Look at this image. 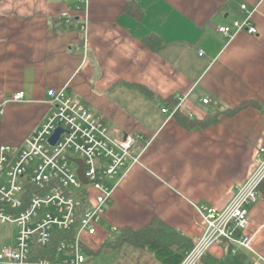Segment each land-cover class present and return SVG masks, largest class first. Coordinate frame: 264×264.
Here are the masks:
<instances>
[{
    "label": "crops",
    "instance_id": "1",
    "mask_svg": "<svg viewBox=\"0 0 264 264\" xmlns=\"http://www.w3.org/2000/svg\"><path fill=\"white\" fill-rule=\"evenodd\" d=\"M248 14L255 35L217 32ZM61 88L105 126L137 136L140 154L95 234L82 236L87 249L99 250L83 252L82 264L103 253L110 264H160L145 249L103 245L119 228L154 218L195 242L204 223L194 207L223 208L255 169L264 107L223 112L264 103V0H88L82 11L73 0H0V145L21 146L51 110L46 92ZM18 92L24 99L15 102ZM161 109L196 121L221 115L186 129ZM258 193L247 214L246 254L264 264V190ZM16 233L0 225V248L14 245ZM209 253L220 258L223 250Z\"/></svg>",
    "mask_w": 264,
    "mask_h": 264
},
{
    "label": "built area",
    "instance_id": "2",
    "mask_svg": "<svg viewBox=\"0 0 264 264\" xmlns=\"http://www.w3.org/2000/svg\"><path fill=\"white\" fill-rule=\"evenodd\" d=\"M88 0H73L74 10L85 9ZM242 10L245 6L241 7ZM65 24L71 18L63 15ZM250 15L237 19L217 32L228 38L241 32L255 35ZM202 53H200L201 55ZM50 112L44 122L19 147L0 145V224L17 228L14 245L0 248V264H82L85 261L82 236H92L102 220L113 190L123 175L138 163L134 150L137 136L122 135L117 128L105 126L70 96L66 88L46 92ZM24 93L12 100L20 102ZM209 100H202L207 104ZM171 117L175 109L169 113ZM61 133L51 145L56 129ZM83 164L84 185L78 178ZM113 181L108 187L105 182ZM264 180V147L259 148L256 167L245 182L236 186L230 201L221 209L195 206L204 223V232L192 248L184 252L180 264H198L214 246H232L231 255L250 250L251 236L246 233L249 208L258 199V186ZM35 191L26 192V189ZM85 207L81 208V199ZM77 225L74 240L57 248L62 257L55 262L34 259V248L49 243L53 231L67 232ZM260 264L259 258L249 259Z\"/></svg>",
    "mask_w": 264,
    "mask_h": 264
},
{
    "label": "trees",
    "instance_id": "3",
    "mask_svg": "<svg viewBox=\"0 0 264 264\" xmlns=\"http://www.w3.org/2000/svg\"><path fill=\"white\" fill-rule=\"evenodd\" d=\"M253 105L256 107H264V103L259 105L255 103H246L238 106L233 110L224 111L225 115L232 116L240 109ZM221 114H214L211 117H205L203 120H189L187 117L181 115L178 110L174 112L173 116L177 123L186 129L204 128L216 123ZM264 190V180L258 186V191ZM35 191L34 189H26L27 193ZM85 207V200L81 199V208ZM2 206L0 205V209ZM77 225L73 226L67 232L53 231L49 243L40 247L34 248L35 260H46L55 262L62 256L58 255L57 248L63 243H70L74 240ZM196 242V241H195ZM195 242L189 240L186 236L177 230H174L157 218H154L148 225L133 229L130 227H123L117 230L116 239L113 242H108L103 245L110 248H117L124 244H128L135 248L145 249L160 264H180L183 259L184 252L193 247ZM223 255L220 258L212 256L210 253L205 254L198 264H250V260L246 254V250H239L236 255H231L232 246L225 244L222 248ZM83 252L86 255H97L99 250L91 251L83 246Z\"/></svg>",
    "mask_w": 264,
    "mask_h": 264
},
{
    "label": "water",
    "instance_id": "4",
    "mask_svg": "<svg viewBox=\"0 0 264 264\" xmlns=\"http://www.w3.org/2000/svg\"><path fill=\"white\" fill-rule=\"evenodd\" d=\"M60 133H61V129L60 128H58V129L55 130V132L53 133V135L49 139V143L51 145H53L56 142V140L58 139V136L60 135ZM73 162L78 165L77 175H78L79 180L84 185H86L87 184V181L83 177V164H82V162L80 160H74Z\"/></svg>",
    "mask_w": 264,
    "mask_h": 264
},
{
    "label": "rangeland",
    "instance_id": "5",
    "mask_svg": "<svg viewBox=\"0 0 264 264\" xmlns=\"http://www.w3.org/2000/svg\"><path fill=\"white\" fill-rule=\"evenodd\" d=\"M106 183V185H108V187H111L112 185H113V181L111 180V181H108V182H105L104 181V184ZM0 225H3V224H0ZM6 228H8L6 225H4ZM82 242H83V240H82ZM84 243V242H83ZM108 255H105L104 253H103V255H101L100 256V258L101 259H93V260H95L94 262H92L91 264H110V262L112 261V260H110V259H108L107 260V257Z\"/></svg>",
    "mask_w": 264,
    "mask_h": 264
}]
</instances>
